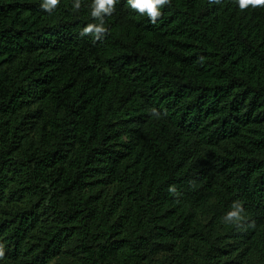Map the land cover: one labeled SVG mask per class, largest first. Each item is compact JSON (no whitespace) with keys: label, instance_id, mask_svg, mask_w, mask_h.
I'll use <instances>...</instances> for the list:
<instances>
[{"label":"trees","instance_id":"1","mask_svg":"<svg viewBox=\"0 0 264 264\" xmlns=\"http://www.w3.org/2000/svg\"><path fill=\"white\" fill-rule=\"evenodd\" d=\"M42 3L0 0V264H264V6Z\"/></svg>","mask_w":264,"mask_h":264},{"label":"clouds","instance_id":"2","mask_svg":"<svg viewBox=\"0 0 264 264\" xmlns=\"http://www.w3.org/2000/svg\"><path fill=\"white\" fill-rule=\"evenodd\" d=\"M117 0H92L91 4V17L99 20V24L89 23L80 32L81 36L91 35L94 39L99 40L106 33L104 27V17L110 16L115 11V5ZM170 3V0H127V4L131 9L135 10L141 15H146L150 22L156 23L159 17L162 15L161 8L164 5ZM239 8L244 10L249 6L253 8L264 6V0H236ZM59 4V0H43L40 7L48 13H51L54 8ZM73 7L76 10L81 8V0H74ZM169 191L175 193V187H170ZM231 211H229L224 217L223 222L237 223L243 219L241 213L243 208L239 202H234ZM4 250L3 245H0V258H3Z\"/></svg>","mask_w":264,"mask_h":264}]
</instances>
